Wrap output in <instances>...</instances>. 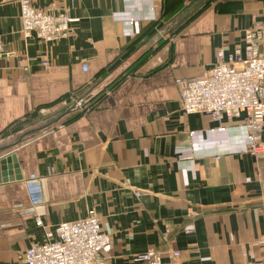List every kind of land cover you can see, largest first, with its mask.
Instances as JSON below:
<instances>
[{
  "label": "crops",
  "instance_id": "1",
  "mask_svg": "<svg viewBox=\"0 0 264 264\" xmlns=\"http://www.w3.org/2000/svg\"><path fill=\"white\" fill-rule=\"evenodd\" d=\"M30 1L72 21L55 43L24 38L19 0H0V161L13 157L20 176L0 179V264H24L31 244L90 209L111 238L105 264H143L134 257L149 248L161 264L263 260L264 156L247 152L242 118L185 114L175 80L243 48L264 0H187L178 11L165 0L167 22L164 0ZM124 64L137 72L74 116L73 95L94 97Z\"/></svg>",
  "mask_w": 264,
  "mask_h": 264
},
{
  "label": "built area",
  "instance_id": "2",
  "mask_svg": "<svg viewBox=\"0 0 264 264\" xmlns=\"http://www.w3.org/2000/svg\"><path fill=\"white\" fill-rule=\"evenodd\" d=\"M20 31L24 38L36 33L44 43H55L68 37V14L41 10L30 0H19ZM244 47H236L225 55L218 51L212 67L195 78L175 80L179 100L185 114L199 113L223 124L242 118L247 132V152L264 156L260 132L264 123V24H256L243 37ZM3 53L0 43V55ZM42 67L48 66L43 62ZM88 93L73 97L74 109L84 111ZM89 98V97H88ZM243 116V117H242ZM136 197L139 196L135 193ZM42 226L41 218L35 221ZM190 233L191 231H186ZM264 250V239L258 240ZM111 248L110 236L103 232L100 219L93 209L84 218L63 222L53 232L46 233L42 244H31L23 254L24 264H105ZM178 257L179 252L171 253ZM162 252L149 248L137 254L134 261L143 264H161ZM246 264H264V259Z\"/></svg>",
  "mask_w": 264,
  "mask_h": 264
},
{
  "label": "trees",
  "instance_id": "3",
  "mask_svg": "<svg viewBox=\"0 0 264 264\" xmlns=\"http://www.w3.org/2000/svg\"><path fill=\"white\" fill-rule=\"evenodd\" d=\"M184 1H187V0H175V2H176V5H175V8L176 9H175V11H178L181 8V6H182V4H183ZM171 15H170V12H169V8L167 6V1L164 0V2L162 4L161 13H160V17H159L158 22H160V21L167 22V20L170 18ZM138 63H139V61L136 64H138ZM133 66L134 65H130L127 70H124L122 72V74H120L117 78H115L108 85H106L94 97L89 94L90 98H88L86 100V102L84 104V108H87V107L93 105V103L95 102V100L97 99V97H100L101 95H103L104 93H106L108 90H111L116 84L119 83V81H121L126 76L125 74H128V73L135 74L137 72V68H133ZM104 75L105 74H102V75L99 74L98 77H100V76L101 77H104ZM85 92H86V90L84 89V90H81L80 92L75 93L73 96L74 97H79V96L83 95ZM71 97H72V95L71 96H68L66 99H64V101L70 99ZM64 104H65V102H64ZM78 113H80V111H78V110L75 111V115L74 116H76V114H78Z\"/></svg>",
  "mask_w": 264,
  "mask_h": 264
},
{
  "label": "water",
  "instance_id": "4",
  "mask_svg": "<svg viewBox=\"0 0 264 264\" xmlns=\"http://www.w3.org/2000/svg\"><path fill=\"white\" fill-rule=\"evenodd\" d=\"M168 51V48H164L162 51H160L158 54L154 55L153 58H151L140 70L139 73H146L156 67L158 64L162 62L163 59L166 57V52ZM5 170H13L12 174L14 179L18 180L20 179V176L18 175L17 166L15 164L14 158L9 157L5 158L4 160L0 161V179L5 181L4 179L8 176H10V172H6Z\"/></svg>",
  "mask_w": 264,
  "mask_h": 264
},
{
  "label": "rangeland",
  "instance_id": "5",
  "mask_svg": "<svg viewBox=\"0 0 264 264\" xmlns=\"http://www.w3.org/2000/svg\"><path fill=\"white\" fill-rule=\"evenodd\" d=\"M125 63H126V61H124ZM125 65L126 64H124V66H122V70H124L125 69ZM120 70H121V68H120ZM121 72V71H120ZM120 72H117V73H115L114 75H111V74H109V76H108V79L105 81V83L104 84H101V87H102V89L106 86V85H108L114 78H116L117 76H118V73H120ZM88 97L89 96H87V99H88Z\"/></svg>",
  "mask_w": 264,
  "mask_h": 264
}]
</instances>
